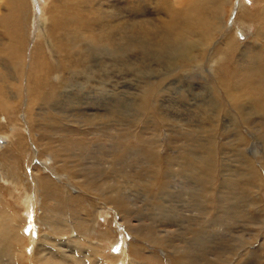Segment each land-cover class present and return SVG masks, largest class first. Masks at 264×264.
<instances>
[{
    "label": "rangeland",
    "instance_id": "374dc122",
    "mask_svg": "<svg viewBox=\"0 0 264 264\" xmlns=\"http://www.w3.org/2000/svg\"><path fill=\"white\" fill-rule=\"evenodd\" d=\"M128 1L0 0V50H13L0 54V104L16 114L0 112V167L10 163L20 179L16 191L0 181V201L8 200L22 226L15 229L21 247L8 250L13 262L0 240V264H186L165 244L141 242V233L169 230L181 248L187 244L175 235L199 227L219 236L196 255L264 264V68L256 62L264 52V0L194 3L173 22L163 13L177 0ZM53 7L64 14L60 28L47 24ZM181 25L186 38L172 41ZM61 30L74 48L62 50L60 62L70 67L61 70L78 75L60 94L41 71L59 57L45 48L47 34L55 46L67 44L58 40ZM147 87L152 93L142 101ZM196 157L215 164L213 213L186 193L200 191L196 179L168 177ZM243 173L250 177L241 183Z\"/></svg>",
    "mask_w": 264,
    "mask_h": 264
},
{
    "label": "bare ground",
    "instance_id": "6f19581e",
    "mask_svg": "<svg viewBox=\"0 0 264 264\" xmlns=\"http://www.w3.org/2000/svg\"><path fill=\"white\" fill-rule=\"evenodd\" d=\"M132 1L133 0H129L128 2H130V3H128V2H126L127 4H131L132 3ZM211 0H177L176 2V4L178 5V7H172L171 9H170V12L168 11L167 13H163V14H168L169 15V18H168V21L169 22H173L175 19H177V18H181V16H185V14L186 13H188V12H190L191 11V9H192V5L194 4V3H197L198 4V6L201 8V9H203V8H205V9H207V7H208V5L209 6H211L212 7V2H210ZM218 1H220V0H218ZM218 1H216V2H218ZM224 1V0H223ZM62 3H63V1H61ZM228 2V1H227ZM220 3L221 2H219L218 3V6L216 5V7H217V11L218 12H221V5H220ZM225 4V3H224ZM248 4V3H247ZM214 6V5H213ZM226 6V5H225ZM54 8V11H53V14L51 15V17H47V24H50V25H52V22L54 21L55 22V24L58 26V28H60V27H62L63 25H64V23H65V20L63 19V16H64V14H62V13H60V12H58L57 10H56V8L55 7H53ZM242 9V8H241ZM264 9V8H263ZM263 12V11H262ZM224 13V12H223ZM162 14V13H161ZM189 14H187V16H188ZM254 15V14H253ZM68 18V17H67ZM66 20H68V19H66ZM45 21V20H44ZM76 22V21H75ZM39 23H41V22H39ZM164 26V25H163ZM166 26V25H165ZM84 28V27H83ZM155 29H157V28H155ZM166 29V28H165ZM179 29V31H180V33H181V35H180V33H178V34H175L172 38H171V40L172 41H180L182 38H186V35H187V28H186V30H185V27H182V25H181V27H179L178 28ZM264 29V28H263ZM82 30V29H81ZM84 30V29H83ZM262 30V29H261ZM154 31V30H153ZM167 31V30H166ZM157 32V31H156ZM60 33H63L62 35H61V37L62 38H59L58 40L62 43V42H64V41H66L67 42V44L65 45V46H63V45H61V44H57V46H55V40L54 39H52V37H50L49 38V35L50 34H47V37H48V41H47V45L48 46H46L45 48H47L49 51H52V50H57L58 51V55H59V57H57L55 60H52V62L53 63H50L49 65H47L45 62H43V66H42V71H41V75H42V79L44 78L45 80L43 81V82H47V83H51V84H58V85H61V87H60V89H59V92L58 93H63L64 91H65V88H67V84L68 83H70V81L72 80V79H74L73 77L74 76H76V75H78V74H76V72L77 71H73V72H71L70 74L68 73V75H69V77H67V76H65L64 75V72H62V68L64 67V66H66L67 68H69L70 67V65H62V59H61V62H60V57L61 56H63V52H62V50L63 49H66L67 51H72V50H74V48H73V46H71L72 44H73V40L71 39L70 41H69V37H66V33H65V31L64 30H61L60 31ZM153 33V32H152ZM157 33H159V32H157ZM163 33V32H162ZM169 33V32H168ZM261 34H262V32H261ZM153 35V34H152ZM156 35H158V34H156ZM166 34H164V36H165ZM31 36V35H30ZM51 36V35H50ZM146 36V35H145ZM60 37V36H59ZM157 37H159V36H157ZM258 37H259V35H258ZM40 38H41V35H40ZM159 38H162V37H159ZM165 38H166V36H165ZM57 39V38H56ZM163 39V38H162ZM133 40V39H132ZM137 40V39H136ZM170 40V39H169ZM170 40V41H171ZM135 41V40H134ZM164 41V40H163ZM166 41V40H165ZM168 41V40H167ZM183 41V40H182ZM257 41V40H256ZM57 43V42H56ZM141 43V42H140ZM160 43H162L161 41H160ZM167 43V42H166ZM178 43V42H177ZM180 43V42H179ZM178 43V44H179ZM257 43V42H256ZM62 44H64V43H62ZM146 44V43H145ZM181 44H183L182 42H181ZM219 44V43H218ZM44 45V44H43ZM168 45V44H167ZM215 45V44H214ZM213 45V46H214ZM217 45V44H216ZM257 46L259 45V44H256ZM2 46V45H1ZM45 46V45H44ZM160 46V45H159ZM162 46V45H161ZM166 46V45H165ZM185 46V45H184ZM79 47V46H78ZM133 47V46H132ZM177 47V46H176ZM142 48V47H141ZM187 48H189V46L187 47ZM4 50L5 51H3L2 49L0 50V54L3 56V55H5L7 52H9V51H13L12 49L11 50H9V49H6V48H4ZM174 50H175V48H174ZM177 50H178V48L176 49V52H177ZM180 50V49H179ZM182 50V49H181ZM251 50V49H250ZM63 51H65V50H63ZM77 51V50H76ZM136 51V50H135ZM144 51V50H143ZM184 51V50H183ZM182 51V52H183ZM189 51H190V49H189ZM247 51V50H246ZM245 51V52H246ZM147 52V51H146ZM145 52V53H146ZM179 52V51H178ZM177 52V53H178ZM248 52H250V51H248ZM260 52V51H259ZM262 53H264V52H260V56L257 58V60H256V62L259 64V65H261L262 66V68H264V62H262L261 61V55H262ZM10 54V53H9ZM65 54V53H64ZM71 54V53H70ZM147 54V53H146ZM187 54V53H186ZM190 54H192V53H190ZM11 55V54H10ZM180 55H181V53H180ZM195 55V54H194ZM193 55V56H194ZM245 55V54H244ZM250 55V54H249ZM257 55V54H256ZM76 58L80 61L79 63H81V64H83V57H82V55L81 54H79V53H76ZM192 56V55H191ZM241 56V55H240ZM252 56V55H251ZM74 57V56H73ZM185 57H186V55H185ZM245 57V56H244ZM249 57V56H248ZM254 57V56H253ZM30 58H31V60H32V62L34 63L35 61H37V58H36V56H34V52H33V54H32V56H30ZM29 58V59H30ZM39 58V57H38ZM67 58V57H66ZM190 58V57H189ZM69 59V58H68ZM70 59H72V58H70ZM222 59V57H220L219 59H218V61L219 60H221ZM248 59V58H247ZM4 60V59H3ZM30 60V61H31ZM213 60V59H212ZM141 61H143V60H141ZM178 61V60H177ZM197 61V60H196ZM5 62V61H4ZM133 62V61H132ZM155 62V61H154ZM242 62V61H241ZM246 62V61H245ZM244 62V63H245ZM7 63V62H6ZM129 64V63H128ZM192 64V63H191ZM217 64V60L215 61V59L213 60V62L211 63V66L210 65H208V66H210V68L211 69H213V67L215 66ZM238 65V63L236 64V66ZM7 66V65H6ZM79 66V65H78ZM133 66V65H132ZM147 66V65H146ZM149 66V65H148ZM138 67V66H137ZM176 67V66H175ZM201 67V66H200ZM239 67V66H238ZM52 68L54 69V70H57V72H56V74H54L52 77H51V73H52ZM130 68H131V66H130ZM132 68H134V67H132ZM140 68V67H139ZM177 68V67H176ZM190 68V67H189ZM199 68V67H198ZM258 68V67H257ZM59 69H60V71H59ZM79 69V68H78ZM77 69V70H78ZM81 69V68H80ZM141 69V68H140ZM162 70H164V69H162ZM161 70V71H162ZM165 70H166V68H165ZM174 70V69H173ZM134 71V70H133ZM143 71V70H142ZM246 71V70H245ZM78 72H80L79 70H78ZM165 72V71H164ZM174 72V71H173ZM255 72V71H254ZM172 73V72H171ZM176 73V72H175ZM174 73V74H175ZM178 73V72H177ZM35 74V73H34ZM139 74V73H138ZM259 74V73H258ZM36 75V74H35ZM256 75V74H255ZM162 76V75H161ZM164 76V75H163ZM167 77V76H166ZM236 79V78H235ZM51 80V81H50ZM239 80V79H238ZM33 81H35V80H33ZM165 81V80H164ZM242 81V80H241ZM45 82V83H46ZM148 82V81H147ZM147 82H143V84L144 85H147L148 83ZM237 82H239V81H236V84H237ZM35 83H37V82H35ZM49 83V84H50ZM241 84V83H240ZM262 84H263V82H262ZM32 85V84H31ZM71 85V84H70ZM51 86V85H50ZM8 87V86H7ZM41 87H42V85H41ZM264 87V86H263ZM5 88V87H4ZM9 88V87H8ZM159 89V88H158ZM162 89V88H161ZM243 89V88H242ZM5 90V89H4ZM27 90H28V88H27ZM45 90V89H44ZM144 90H145V92H144ZM163 90V89H162ZM234 90V89H233ZM10 92V91H9ZM24 92V91H23ZM53 92H55V91H53ZM140 92H141V90H140ZM139 92V93H140ZM160 92V90H158V93ZM255 92V91H254ZM258 92H260V91H258ZM49 93V92H48ZM56 94H54V95H57L58 93L57 92H55ZM152 93V90H150V88L148 89V87H147V89H145V88H143V92H142V94H143V99H142V101H145L146 99H147V97H148V95L149 94H151ZM236 93V92H235ZM234 93V94H235ZM257 93V92H256ZM255 93V94H256ZM12 96H15V97H18V95L16 94V93H14L13 91H12ZM28 94V93H27ZM34 94H36V93H34ZM157 94V93H156ZM241 94V93H240ZM1 95V94H0ZM46 95V94H45ZM49 95V94H48ZM64 95V94H63ZM140 95V94H139ZM138 95V96H139ZM258 95H259V93H258ZM260 95H261V93H260ZM58 96H61V95H58ZM262 96V95H261ZM73 97V96H72ZM236 97V96H235ZM150 98V97H149ZM28 99H30V98H28ZM6 100V99H5ZM33 100V99H32ZM152 100V99H151ZM9 101V100H8ZM57 101V100H56ZM141 101V102H142ZM157 101H158V99H157ZM3 102V101H2ZM14 102V101H13ZM18 102V101H17ZM151 102V101H150ZM10 103V102H9ZM56 103V102H55ZM5 104V103H4ZM146 104V103H145ZM8 105V104H7ZM11 107H8V109H6L5 108V106H2L1 104H0V112L2 111V114H5L4 116L5 117H7V118H10V117H12V116H15L16 114H13L14 113V111H15V108H13L12 107V105H10ZM15 106V105H14ZM140 106H142L143 107V103H141V105ZM145 106V105H144ZM144 109H147L146 107L144 108ZM246 110V109H245ZM5 111V112H4ZM8 111H11V112H8ZM142 111V110H141ZM148 111V110H147ZM1 114V113H0ZM247 116L249 115L250 116V112L248 111V110H246V113H245ZM19 116V115H18ZM27 119V118H26ZM211 119V118H210ZM20 120V119H19ZM28 120H29V118H28ZM27 121V120H26ZM49 121H51V119L49 120ZM53 121V120H52ZM52 121H51V123H52ZM53 123H54V121H53ZM56 126V125H55ZM51 128V127H50ZM52 129V128H51ZM54 129V128H53ZM49 131V130H48ZM50 132H51V130H50ZM53 132V131H52ZM5 138H7L8 140H11V138L8 136V137H5ZM78 142V141H77ZM71 144V143H70ZM78 145V144H77ZM8 146H10V145H8ZM15 146V145H14ZM77 147V146H76ZM211 147V146H210ZM216 148H217V146H215ZM209 148V147H208ZM215 148V149H216ZM70 149V148H69ZM2 150V149H1ZM62 150V149H61ZM67 151V150H66ZM58 152V151H57ZM211 152V151H210ZM209 154V153H208ZM211 154H209V156H210ZM212 155H213V153H212ZM198 157V156H197ZM197 157L196 158H194V160H191L190 162L189 161H186V162H184L178 169H179V172H177V173H179V174H176V171H174V172H172V171H170L169 173H168V177L171 179L172 177H174V176H176V177H180L181 179H182V177L185 175V174H189V175H191V177L193 178V179H196L197 180V183L199 184V187H201V189H200V191H199V189L197 188V192H195V191H191V192H189L188 190L186 191V193H188V194H190V193H193V194H195L196 195V197H200L201 196V199H203L205 202L207 201V203H208V211H207V213L209 212H212L213 210H215L216 209V206H215V202L213 203L212 201H209V197H215V193L213 192V182H212V180H210V178H211V173L213 172V170L215 169V164L212 162V163H210V161H207V159H205V158H203L202 160L201 159H197ZM69 158V157H68ZM208 158V157H207ZM211 158V157H210ZM146 159H147V157H146ZM10 163H8V164H5V163H3V164H1V167H0V181L2 180L3 182H6V183H9L11 186H12V189L14 188V190L16 191L17 190V188L20 186H18L17 188H16V184H17V182H18V180H20L19 179V176H18V174H15L14 172H15V170H16V168L15 169H13V167H11V166H9V167H5L6 165H9ZM199 165H201V167H199ZM206 168V169H204V168ZM254 168V167H253ZM251 169V168H250ZM1 170H2V172H1ZM30 170V169H29ZM247 170V169H246ZM38 173V172H37ZM216 173V172H215ZM11 174V177L9 176ZM54 174V173H53ZM150 174V173H149ZM174 174V175H173ZM176 174V175H175ZM183 174V175H182ZM249 173H243L242 175H241V183H243V181H244V179L246 178V177H250V175H248ZM147 175V174H146ZM166 175V174H165ZM182 175V176H181ZM240 176V175H239ZM239 176H237V177H239ZM65 176H63V178H64ZM82 178H83V176H81ZM147 177V176H146ZM60 178V177H59ZM38 179V178H37ZM62 179V178H61ZM180 179V180H181ZM199 179V180H198ZM30 180V179H29ZM34 180H35V178H34ZM176 180V179H175ZM25 181L27 182V179L25 178ZM204 181V182H203ZM199 182H201V183H199ZM20 183V182H19ZM25 183V182H24ZM36 183V182H35ZM60 182H58V184H59ZM62 183V182H61ZM63 184V183H62ZM203 185H206L208 188H209V190H207V188L205 187V186H203ZM228 185H229V183L227 182L226 184H225V186L223 187V189H227L228 188ZM237 185V184H236ZM203 186V187H202ZM2 187V186H1ZM22 187H23V185H22ZM25 188V187H24ZM23 188V189H24ZM65 188V187H64ZM89 188V187H88ZM1 190V189H0ZM65 191V190H64ZM159 191V190H158ZM204 192V193H203ZM223 192V191H222ZM207 193H209V195L207 196V195H205V194H207ZM239 191H238V189L235 187V193L234 194H236V198H233V200H230L229 201V203H231V202H234V206L236 205V199L240 196L239 195ZM241 193H242V191H241ZM39 194V193H38ZM53 194V193H52ZM40 195V194H39ZM222 195H223V193H222ZM229 195V194H228ZM227 195V196H228ZM233 195V194H232ZM27 196H29V193L27 192L26 193V197ZM162 196V195H161ZM219 196V195H218ZM226 196V197H227ZM243 196V195H242ZM0 197H2L1 195H0ZM3 198V197H2ZM6 198V197H5ZM194 200V199H193ZM30 202V201H29ZM226 202H227V200H226ZM201 203H202V201H201ZM228 203V202H227ZM228 203V204H229ZM10 203H8V200H6V201H0V240H2V254H6L7 255V257L9 258V261H12L13 262V260L15 259V257H13V256H11L10 255V252L8 251V250H13V248H17L16 246H18V247H21V243H22V240H21V237H20V235L16 232L17 230H15L16 228H21L22 226H20V223H19V220H18V218H17V215H15L14 213H15V210L13 209V207H11L10 205H9ZM220 204V203H219ZM218 205V204H217ZM232 205V204H231ZM231 205H229V206H231ZM256 205V204H255ZM258 205V204H257ZM262 205V204H261ZM55 206V205H54ZM205 206V205H204ZM259 206V205H258ZM223 207H225L226 208V205L225 206H223ZM255 207V206H254ZM28 208H29V206H28ZM256 208H258L257 206H256ZM221 210V209H220ZM206 211V210H205ZM28 212V211H27ZM214 212V211H213ZM212 212V213H213ZM208 213V214H209ZM205 214V213H204ZM5 221H10L11 222V224H10V226H9V228H3V226L6 224L5 223ZM22 221V220H21ZM235 221V220H234ZM26 222H27V220H26ZM205 222V221H204ZM215 222V221H214ZM208 223V222H207ZM24 224H25V222H24ZM218 224H219V222H218ZM24 226V225H23ZM25 227V226H24ZM167 229V228H166ZM197 229H201V227H199V228H196L195 230H191L190 232L191 233H187L186 231L184 232V235H181L180 233L177 235H175V236H177V238H179V240L181 241H183V243H185V244H187L185 247H179V246H175L174 244H173V240H175V239H172L170 236H168V232H169V230H166V231H158V233H155V234H152V233H141V242H151V244H153V243H159V245H161V243L162 244H165V246H167L169 249H171V250H174V254H175V256L177 255L178 256V258L179 259H188V260H190L188 263H186V264H201L202 262L201 261H206L205 262V264H225V261H222V263L220 262V260H218L217 258H215V259H213V260H210L209 261V259H204L205 257H203V254H198V255H196L195 253H194V250L197 248V247H200V248H203L204 249V251H206V250H210L209 249V245L211 246V245H213V243H212V241L210 242L209 241V239L210 240H212L216 235H218V234H216V232H215V234L216 235H212V233L211 232H208V233H206V232H203L204 230H200V231H198ZM23 230V229H22ZM187 230V229H186ZM213 231H215V230H213ZM198 232H200V234H198ZM219 232V231H218ZM224 234V233H223ZM163 236V237H162ZM219 236V235H218ZM229 236V235H228ZM220 237H222V236H220ZM181 241V242H182ZM1 242V241H0ZM215 242H217V241H215ZM218 242H220V241H218ZM217 242V243H218ZM184 244V245H185ZM190 244H191V246H193V251H191V249H190ZM220 245H223V243H220ZM18 249V248H17ZM23 249V248H22ZM199 249V248H198ZM5 250V251H4ZM25 250V249H24ZM84 251H86V250H84ZM196 251V250H195ZM23 252V251H22ZM20 253L19 254V256L21 257V260H25V261H27V259H26V257H27V255L25 254V253ZM30 252V251H29ZM199 252V251H198ZM39 253V252H38ZM197 253V252H196ZM229 253H234V252H229ZM18 255V254H17ZM16 256V255H15ZM99 256H100V254L99 255H97V257H96V259H98L99 258ZM11 257V258H10ZM85 257H87L86 255H85ZM1 258H3V256L1 257ZM91 258H94V257H91ZM177 258V257H176ZM72 259V258H71ZM88 259H90V258H88ZM20 260V259H19ZM187 260V261H188ZM8 260H6V262H7ZM37 261V260H36ZM115 261H117L116 259H115ZM201 262V263H200ZM8 263V262H7ZM10 263V262H9ZM40 263V262H39ZM95 263V262H94ZM100 263V262H99ZM178 263V262H177ZM179 263L180 264H182L180 261H179ZM101 264H105V261H101Z\"/></svg>",
    "mask_w": 264,
    "mask_h": 264
}]
</instances>
